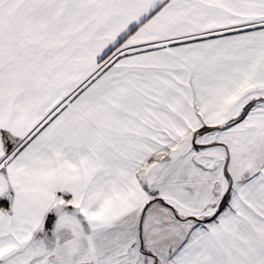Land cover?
I'll return each mask as SVG.
<instances>
[{"label":"snow or ice","instance_id":"obj_1","mask_svg":"<svg viewBox=\"0 0 264 264\" xmlns=\"http://www.w3.org/2000/svg\"><path fill=\"white\" fill-rule=\"evenodd\" d=\"M0 197V264H264V0H0Z\"/></svg>","mask_w":264,"mask_h":264},{"label":"crops","instance_id":"obj_2","mask_svg":"<svg viewBox=\"0 0 264 264\" xmlns=\"http://www.w3.org/2000/svg\"><path fill=\"white\" fill-rule=\"evenodd\" d=\"M9 194L14 195V193L11 191V189H9ZM58 195H60V194L58 193ZM68 195H70V194H68ZM0 203H2L4 205L6 210L10 207V201H8L7 197H0ZM53 215H54L53 213L47 214V216H53Z\"/></svg>","mask_w":264,"mask_h":264}]
</instances>
